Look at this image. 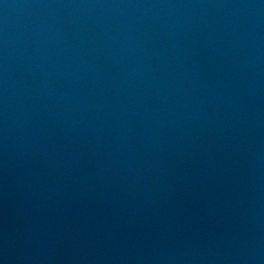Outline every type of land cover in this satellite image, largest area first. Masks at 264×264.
<instances>
[{"label":"water","instance_id":"1","mask_svg":"<svg viewBox=\"0 0 264 264\" xmlns=\"http://www.w3.org/2000/svg\"><path fill=\"white\" fill-rule=\"evenodd\" d=\"M0 264H186L126 229L86 190L1 57Z\"/></svg>","mask_w":264,"mask_h":264}]
</instances>
